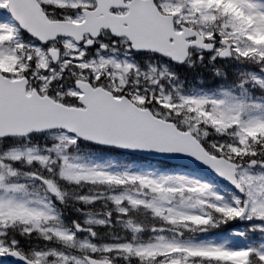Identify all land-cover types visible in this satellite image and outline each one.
I'll list each match as a JSON object with an SVG mask.
<instances>
[{
	"label": "snow or ice",
	"instance_id": "6c2138e0",
	"mask_svg": "<svg viewBox=\"0 0 264 264\" xmlns=\"http://www.w3.org/2000/svg\"><path fill=\"white\" fill-rule=\"evenodd\" d=\"M0 264H264V0H0Z\"/></svg>",
	"mask_w": 264,
	"mask_h": 264
}]
</instances>
